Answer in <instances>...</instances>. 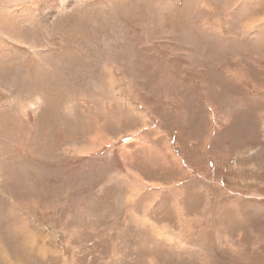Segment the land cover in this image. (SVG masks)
<instances>
[{
	"label": "rangeland",
	"instance_id": "obj_1",
	"mask_svg": "<svg viewBox=\"0 0 264 264\" xmlns=\"http://www.w3.org/2000/svg\"><path fill=\"white\" fill-rule=\"evenodd\" d=\"M0 264H264V0H0Z\"/></svg>",
	"mask_w": 264,
	"mask_h": 264
}]
</instances>
